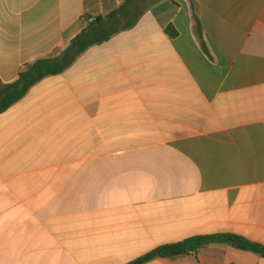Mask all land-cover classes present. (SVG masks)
<instances>
[{"label":"crops","instance_id":"obj_1","mask_svg":"<svg viewBox=\"0 0 264 264\" xmlns=\"http://www.w3.org/2000/svg\"><path fill=\"white\" fill-rule=\"evenodd\" d=\"M124 1L0 0V81ZM222 234L264 246V0H159L0 114V264H128Z\"/></svg>","mask_w":264,"mask_h":264},{"label":"trees","instance_id":"obj_2","mask_svg":"<svg viewBox=\"0 0 264 264\" xmlns=\"http://www.w3.org/2000/svg\"><path fill=\"white\" fill-rule=\"evenodd\" d=\"M159 0H125L118 9L105 17H98L94 21L86 16L87 28L78 35L64 50H59L55 57L39 59L27 64L20 72L17 81L4 84L0 81V114L8 111L19 103L28 92L39 82L50 76L63 74L80 56L93 46L104 44L114 36L133 29L150 4ZM196 32L203 39L201 22L195 17ZM169 33H175L169 29ZM205 48V44L203 43ZM213 244L232 246L238 250L250 251L264 258V246L235 235H213L194 237L178 243L161 246L152 252L128 263L146 264L157 259L175 261L179 258L196 255L202 249Z\"/></svg>","mask_w":264,"mask_h":264},{"label":"water","instance_id":"obj_3","mask_svg":"<svg viewBox=\"0 0 264 264\" xmlns=\"http://www.w3.org/2000/svg\"><path fill=\"white\" fill-rule=\"evenodd\" d=\"M90 21H94V19L92 18Z\"/></svg>","mask_w":264,"mask_h":264}]
</instances>
